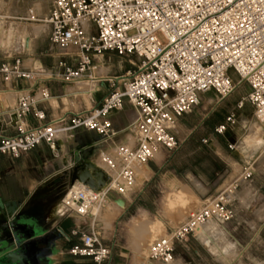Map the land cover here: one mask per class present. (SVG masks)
Returning a JSON list of instances; mask_svg holds the SVG:
<instances>
[{
	"label": "built area",
	"instance_id": "obj_1",
	"mask_svg": "<svg viewBox=\"0 0 264 264\" xmlns=\"http://www.w3.org/2000/svg\"><path fill=\"white\" fill-rule=\"evenodd\" d=\"M28 14L48 30L52 45L78 48L76 66L62 63L65 81L82 79L84 73L93 71L94 59L106 51L138 60L133 71L110 79V91L99 105L73 111L69 117L29 126L25 118L34 111L36 99L22 93L14 108L16 133H0V153L13 157L43 143L56 149L61 135L70 136L80 127L95 130L107 140L116 135L110 112L127 101L136 112L129 127L133 142L103 154L109 180L100 201L108 190L117 191L124 200L133 194L139 171L155 154L178 147L176 118L198 106L205 93L214 91L224 99L246 82L250 91L237 106L251 103L256 117L264 121V0H53L45 16ZM0 73L5 81L35 78L23 67L20 53L12 62H2ZM49 98L44 89L41 99ZM35 115L44 118L42 112ZM235 120V113L227 117L228 123ZM226 128L219 125L216 132L222 134ZM253 164L247 163L233 181L166 236L153 240L148 262L172 264L177 243L187 242L208 224L232 220L238 188L252 181ZM71 210L81 217L95 216ZM71 253L91 257L92 264H105L111 248L100 232L91 230L82 234V245L73 247Z\"/></svg>",
	"mask_w": 264,
	"mask_h": 264
},
{
	"label": "crops",
	"instance_id": "obj_2",
	"mask_svg": "<svg viewBox=\"0 0 264 264\" xmlns=\"http://www.w3.org/2000/svg\"><path fill=\"white\" fill-rule=\"evenodd\" d=\"M42 34V37L40 35L34 38L26 37L28 41L23 49L24 54L29 56L22 58L23 67L32 71L35 78H13L11 81H5L3 74L0 73L1 134L16 133L14 108L22 93L28 92L36 99L34 111L26 116L25 120L29 126H37L62 116L69 117L73 111L91 109L99 105L110 91V79L133 71L138 62L134 56L119 55L115 51H106L103 56L94 59V70L87 71L82 76V79L96 85L95 89H91L90 99L87 101L80 97L81 94L79 89H76L74 81L68 82L62 78L64 72L62 63L76 66L79 61L78 51L64 52L66 49L52 45L45 27ZM2 62L0 60V65ZM97 68L99 75L95 71ZM82 84L86 83H81V87L84 86ZM44 89L50 93V98L47 100L41 99ZM202 97L201 106L198 105L190 112L176 118L178 147L156 153L157 155L146 165L148 178H145L144 186H136L137 191L134 195L132 194L133 197L124 200L125 207L116 203V200L121 198L117 192L107 191L108 198L115 204L111 207V213H114L116 217L134 209L132 217H136L138 213L150 220L162 217L163 219L158 220L169 232L176 227V223L162 214L159 201H142L151 181L158 177L160 184L174 187L168 190L167 196L170 200L175 199L176 193H185L187 200L193 194L203 205L241 173L234 177L227 174L226 160L228 159H225L224 153L228 143L224 141L223 133L216 132L219 125L225 124L226 127H231L237 121L236 118L234 124L227 122V117L233 113L230 110L222 111L220 115L216 114L227 97L220 99L214 91L205 93ZM215 97L218 99L217 102L209 107L208 104ZM35 112H42L44 118L39 119ZM135 116L133 106L124 101L121 109L111 111L109 114L116 135L107 140L95 130L80 127L70 136L61 135L56 149H51L43 143L18 157L0 153V201L2 204L0 225L4 224L5 228L4 235L1 236L7 238L8 246L12 245L11 251L19 247L16 251L19 253L21 262L23 261L24 264H92L91 257L75 255L71 253V249L82 245L83 233L95 230L100 234L104 233L101 238L111 248V255L105 264H145L139 253L142 245L140 240L120 239L116 237L113 230L96 225L95 218L81 217L69 211L61 213L57 205L64 191L75 182H80L73 181L72 178V169L77 159L83 163L93 162L96 165L101 159L100 166L104 168L102 162L104 153H112L117 145L133 142L129 127ZM223 144H226L225 147ZM230 145L232 144H228L227 147ZM207 148L217 154L223 162L220 170L202 175L193 171H186L184 174L179 172L178 164L186 161L193 152ZM98 228L104 230L100 231ZM192 243V240L187 241L185 244L188 246L187 250H192ZM180 244L177 243L176 246ZM148 264H154V262Z\"/></svg>",
	"mask_w": 264,
	"mask_h": 264
},
{
	"label": "rangeland",
	"instance_id": "obj_3",
	"mask_svg": "<svg viewBox=\"0 0 264 264\" xmlns=\"http://www.w3.org/2000/svg\"><path fill=\"white\" fill-rule=\"evenodd\" d=\"M52 2L53 0H0L1 61L12 62V57L16 53H20L22 58L29 57L23 52V47L28 41L26 37L34 38L37 35L42 37L44 27L41 22L29 19L28 13L33 11L34 14L42 17L49 12ZM36 26L41 27L39 33L34 34ZM67 51L77 52L78 48L70 46L64 50V52ZM95 71L97 75L100 74L98 68ZM234 79L238 80V77L235 75ZM80 82L86 84H82L84 86L81 87ZM74 83L76 89H79L80 97L88 101L89 93L91 89L96 88V85L84 79L76 80ZM249 90L250 87L246 82L239 84L235 91L224 100L223 106L218 108L216 114L220 115L222 111L230 110L235 113L237 118L236 123L227 127L222 136L226 144L235 145L230 148L227 147L228 144H223L224 147L226 145L224 157L228 159L226 160L228 163L227 174L231 177L237 176L247 163H254V177L250 183L243 184L238 188L235 217L225 223H211L202 227V229L213 227L215 230L202 234L201 229L195 237H190L189 241H193L192 250H187L188 246L185 245L187 242L176 246L175 260L172 264H264V121H260L256 117L255 107L251 103L244 102L242 107L237 106ZM217 100L215 97L208 104L209 107L214 105ZM199 105L201 106V103ZM190 155L186 161L178 164L181 174L186 171H193L199 175L208 174L214 170H220L223 164L219 156L209 148L195 151ZM145 178H148L146 166L139 171L137 187L144 186ZM158 179L157 177L156 180L150 182L148 192L142 201L158 200L162 207V214L172 219L176 226L180 225L191 211L202 205L201 201L193 194L187 200L185 193H176L174 194L175 199L170 200L167 196L168 190H172L174 187L162 185ZM68 188L60 197V201ZM136 191L137 189L134 190L133 195ZM133 195L129 198H132ZM97 203L99 204L98 212L95 211V216H90L96 219V225L104 226L110 231L113 230L116 237L120 239L127 238L131 241L132 238H135L140 240L142 242L139 248L141 260L148 264L149 244L168 233L163 223L158 220L163 218L158 217V219L150 220L141 213L132 217L134 209L116 217L114 213H111V207L115 204L107 194L102 201L99 199ZM69 212L77 215L74 210ZM98 229L104 230L103 228ZM103 234L101 232V235ZM154 264L162 263L154 262Z\"/></svg>",
	"mask_w": 264,
	"mask_h": 264
},
{
	"label": "water",
	"instance_id": "obj_4",
	"mask_svg": "<svg viewBox=\"0 0 264 264\" xmlns=\"http://www.w3.org/2000/svg\"><path fill=\"white\" fill-rule=\"evenodd\" d=\"M92 169V171L90 170ZM72 178L73 181L78 180L84 185L88 186L95 191L101 192L105 187L109 180V176L105 173V171L96 165L93 162L90 163H83L80 162L79 159L76 160V165L72 169ZM116 203L121 206L125 207V201L122 198H118ZM0 206H2L0 201ZM4 224L0 225V264H24L23 261L21 262L19 253L16 250H12V245H7V238H5L3 234L4 231ZM20 244V243H19ZM22 246V245H20Z\"/></svg>",
	"mask_w": 264,
	"mask_h": 264
},
{
	"label": "bare ground",
	"instance_id": "obj_5",
	"mask_svg": "<svg viewBox=\"0 0 264 264\" xmlns=\"http://www.w3.org/2000/svg\"><path fill=\"white\" fill-rule=\"evenodd\" d=\"M41 26L34 27V34L39 33ZM43 27V25H42ZM132 142V139H131ZM103 159V157H102ZM104 168L101 167V163L97 164L102 169H106V165L104 160H102ZM99 193V191H95L94 189L89 188L88 186L84 185L81 182H75L72 184L67 192L65 193L63 199L57 202L58 211L63 213L71 209H75L82 213L91 212L96 213L99 209V204L97 203L100 199V195L104 192ZM96 211V212H95ZM5 223V222H4ZM215 230L213 227H205L202 229V234H206L207 232H212Z\"/></svg>",
	"mask_w": 264,
	"mask_h": 264
}]
</instances>
